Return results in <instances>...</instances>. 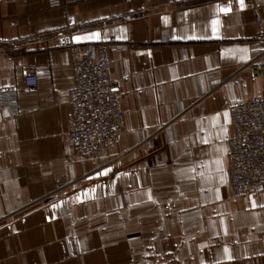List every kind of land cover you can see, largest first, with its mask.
Listing matches in <instances>:
<instances>
[{"label": "crops", "instance_id": "1", "mask_svg": "<svg viewBox=\"0 0 264 264\" xmlns=\"http://www.w3.org/2000/svg\"><path fill=\"white\" fill-rule=\"evenodd\" d=\"M61 1L0 0V89L22 109L0 106V264H264V186L235 197L228 175L229 106L264 91V0ZM66 29L129 45L109 50L126 131L99 154L67 141Z\"/></svg>", "mask_w": 264, "mask_h": 264}, {"label": "built area", "instance_id": "2", "mask_svg": "<svg viewBox=\"0 0 264 264\" xmlns=\"http://www.w3.org/2000/svg\"><path fill=\"white\" fill-rule=\"evenodd\" d=\"M51 7L62 5L50 0ZM256 40L262 44L260 53L250 65L255 74L264 77V19L257 7ZM71 27L74 15L68 16ZM55 41L68 49L72 59L74 83L67 96L71 104L68 119V144L80 156L99 154L108 147L120 144L126 128L120 103L117 80L112 74L109 50H127L120 42H76L68 29L55 34ZM25 85L36 86L38 77L32 67L27 70ZM0 106L8 111L7 120L22 114L19 89L16 85L0 89ZM232 135L228 140L229 184L235 197L256 194L264 186V91L229 106Z\"/></svg>", "mask_w": 264, "mask_h": 264}, {"label": "snow or ice", "instance_id": "3", "mask_svg": "<svg viewBox=\"0 0 264 264\" xmlns=\"http://www.w3.org/2000/svg\"><path fill=\"white\" fill-rule=\"evenodd\" d=\"M241 4H243V0H241ZM222 11H227V9H222ZM89 39H92V38H99L98 34L95 36V37H88ZM79 39V38H77Z\"/></svg>", "mask_w": 264, "mask_h": 264}]
</instances>
